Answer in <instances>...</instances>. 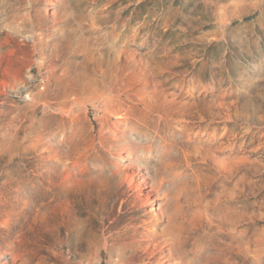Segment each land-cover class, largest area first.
<instances>
[{
    "label": "rangeland",
    "instance_id": "1",
    "mask_svg": "<svg viewBox=\"0 0 264 264\" xmlns=\"http://www.w3.org/2000/svg\"><path fill=\"white\" fill-rule=\"evenodd\" d=\"M0 264H264V0H0Z\"/></svg>",
    "mask_w": 264,
    "mask_h": 264
},
{
    "label": "bare ground",
    "instance_id": "2",
    "mask_svg": "<svg viewBox=\"0 0 264 264\" xmlns=\"http://www.w3.org/2000/svg\"><path fill=\"white\" fill-rule=\"evenodd\" d=\"M121 159V158H120ZM119 164H121V163H118L117 165H119ZM121 167V166H120ZM117 168H118V166H117ZM116 168V169H117ZM122 170H123V168H122ZM121 170V171H122ZM116 172V171H115ZM124 172V171H123ZM118 174V173H117ZM123 175H126V173L125 174H123ZM119 176H120V173H119ZM127 176V175H126ZM133 175H129V176H127V182H128V184H129V186H135V181H134V177H132ZM123 177V176H122ZM125 178V177H124ZM120 180V179H119ZM120 182V181H119ZM121 182H123V180H121ZM120 182V183H121ZM124 183V182H123ZM127 184V185H128ZM143 186V185H142ZM138 187V186H137ZM139 188V187H138ZM137 188V189H138ZM145 188V187H144ZM143 188V189H144ZM142 189V190H143ZM155 190V189H154ZM137 191V190H136ZM153 191V190H152ZM140 194H141V192H139ZM150 193H151V191H150ZM155 194V193H154ZM138 196V195H137ZM159 198V197H158ZM143 199V198H142ZM151 202V198H150V196L147 194V196H146V198H145V203L146 204H148V203H150ZM144 203V204H145ZM153 205V204H152ZM160 208V207H159ZM156 214V213H155ZM158 215V214H157ZM150 223H153V222H150ZM174 224H172V226H173ZM176 226V225H175ZM168 227V226H167ZM169 231V230H168ZM152 232V231H151ZM166 232V231H165ZM170 232V231H169ZM162 233V232H161ZM167 233V232H166ZM164 234V233H163ZM162 234V235H163ZM168 234V233H167ZM155 235V234H154ZM166 236V235H165ZM165 242H166V240H165ZM170 243V242H169ZM160 244V243H159ZM158 247V246H157ZM165 247V246H164ZM167 247V246H166ZM166 247H165V249H166ZM173 256V255H172Z\"/></svg>",
    "mask_w": 264,
    "mask_h": 264
}]
</instances>
